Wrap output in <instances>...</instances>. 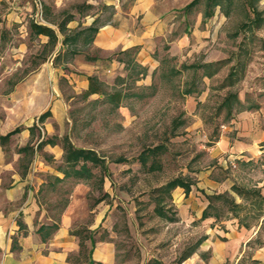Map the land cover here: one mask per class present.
Instances as JSON below:
<instances>
[{
	"label": "crops",
	"instance_id": "0c3cea01",
	"mask_svg": "<svg viewBox=\"0 0 264 264\" xmlns=\"http://www.w3.org/2000/svg\"><path fill=\"white\" fill-rule=\"evenodd\" d=\"M6 1L8 12L0 22V41L9 39L13 25L27 37L10 52L0 53V264H121L113 206L98 196V190L89 206V196L100 168L106 173L103 191L112 198L108 176L117 166L130 168L129 158L124 154L109 162L97 147L73 145L62 129L66 103L52 91L58 87L59 69L65 63L53 65L48 57L52 52L44 54L38 64L32 61L37 50L60 44L64 51L67 41L77 38L67 33L81 29L92 33L86 44L90 55L97 57L90 65H78L71 74L81 90L88 87L89 76L101 88L113 84L116 77L123 84L133 80L131 84L144 88L154 83L157 74L183 75L190 69L198 77L195 84L202 82V87H185L182 81L177 91L183 97L187 135L204 134L211 143L205 145L209 163H195L183 171L187 178L176 175L156 188L171 193L173 214H165L159 206L162 200L154 210L177 227L173 247L178 254L163 264H264V99L250 101L245 94L228 91L214 112L223 113V119L207 136L206 120L198 106L211 95V80L225 58L222 52L217 56L207 53L201 60L194 55L209 42L208 27L199 28L201 20L197 19L190 33L168 40L172 28L165 26L160 0H135L129 6V17L115 13L113 22L100 25H96V15L80 18L73 4L92 6L96 0H41L40 6L34 0ZM4 6L0 4V9ZM213 13L203 15L204 19ZM34 25L47 31H38ZM117 51L127 57L112 58L102 69L104 59ZM56 55L57 51L52 58ZM168 64L171 69L166 70ZM234 72L232 68L225 78L234 77ZM121 99V92L119 102L110 98L117 105ZM119 108L125 122H131L134 116L129 108ZM159 146L148 147L147 152L143 149L138 155L140 163H145L144 154ZM68 147L90 150L99 161L70 163Z\"/></svg>",
	"mask_w": 264,
	"mask_h": 264
},
{
	"label": "rangeland",
	"instance_id": "374dc122",
	"mask_svg": "<svg viewBox=\"0 0 264 264\" xmlns=\"http://www.w3.org/2000/svg\"><path fill=\"white\" fill-rule=\"evenodd\" d=\"M96 1L92 6L81 2L73 4L77 7L80 18L96 15V25H100L113 22L115 13L120 17H129V6L135 0ZM110 1L120 3V6L105 3ZM160 1L164 9L165 26L172 28L166 36L168 40L181 33H190L192 26L200 19L199 28L208 27L209 36L206 39L209 42L194 51V55L199 60L210 52L213 56L221 52L225 55L219 62V73L211 80V95L205 104L198 106V111L206 120L207 136H210L211 130L223 119V113L214 115L215 107L228 91H238L242 97L245 94L250 101L264 99V0H212L209 7L214 13L206 19L203 15H206L208 0H198L188 9L183 5L190 0ZM0 4H6L0 9L1 22L8 10L6 0H0ZM10 34L8 40L0 41V53L5 50L10 52L17 47L18 41L27 37L22 36L23 33H20L16 25L10 27ZM67 34L68 37L77 38L68 40V46L63 47L64 51L58 44L56 48L37 50L35 59L32 60L38 64L44 54L52 52L48 57L53 65L65 63L64 68L59 69L58 87L55 90L52 88L53 93L57 91L66 103L63 134H69L73 145L97 147L100 156H106L105 160L109 162L126 154L129 158L127 164L131 166L128 169H119L117 166L108 176L112 198L103 191L102 176L106 173L99 168L93 193L90 191L89 206L93 205L96 190L99 192L98 196L105 199V203L113 206L118 218L116 227L119 233L116 242L121 264H163V260L171 262L178 254L177 247H173L176 235L173 231L177 227H172L166 218L160 217L154 207L159 204L158 200H162L159 206L170 216L173 214V207L170 205L172 195L156 188L176 175L187 178L182 174L183 171L195 163H209L206 160L208 157L205 145L211 143L205 139L204 134H192L191 137L187 135L184 130L187 121L182 115L183 97L177 91V86L182 81L185 87L190 84L202 87V82L195 84L194 80L198 77L192 69L186 70L183 75L171 72L168 75L157 74L154 83L144 88L131 84L133 80L123 84L120 77H116L113 84L103 85L104 95L93 94L85 98L82 96L84 90L80 89L78 82L73 81L71 74L78 65H90L97 59L90 55L92 51L86 44L92 33L81 29ZM31 45L29 40L28 47L32 50ZM208 48L209 51L205 52ZM77 49L80 52H76ZM56 51L57 55L52 58ZM123 57H127L126 53L117 51L110 54L104 59L102 69L107 68L112 58ZM165 68L171 69V64ZM232 68H235L234 77L226 79L225 75ZM134 72L132 71V75ZM231 80H235L233 85L230 84ZM113 91L121 92L119 105L129 108L134 116L131 122L127 123L128 119L125 122L122 109L110 100L108 93ZM55 129L59 130L57 124ZM156 144L160 145L159 148L155 152L144 154L145 163L141 164L139 153L143 149L147 152L148 147ZM88 165L94 166L90 162ZM198 234L196 232L195 237ZM183 242L187 243V239Z\"/></svg>",
	"mask_w": 264,
	"mask_h": 264
},
{
	"label": "trees",
	"instance_id": "16d2710c",
	"mask_svg": "<svg viewBox=\"0 0 264 264\" xmlns=\"http://www.w3.org/2000/svg\"><path fill=\"white\" fill-rule=\"evenodd\" d=\"M198 0H191L188 4H186L184 6L185 9H188L189 7L195 5V3H197ZM212 0H208V8L207 10H205V14L206 16L211 15L212 10H210L209 4ZM34 28H37L38 31H43L46 32L47 29L43 26H37L34 25ZM232 74V72H229V77H231L230 75ZM232 81V80H231ZM103 93V89L101 88V86L99 85L98 81L96 80V78L94 76H89L88 77V87L83 91L82 96L83 97H88L92 94H102ZM110 98L112 100H114L115 102H119L120 99V92H113L112 94H110ZM67 156H66V160L70 163H78V161L80 159L86 160V159H91L92 161H97L98 158L95 156H91V154L93 152H91L90 150H83V149H73L71 147L67 148ZM99 161V160H98ZM186 189V188H185Z\"/></svg>",
	"mask_w": 264,
	"mask_h": 264
},
{
	"label": "built area",
	"instance_id": "2783aa9c",
	"mask_svg": "<svg viewBox=\"0 0 264 264\" xmlns=\"http://www.w3.org/2000/svg\"><path fill=\"white\" fill-rule=\"evenodd\" d=\"M14 1H19V0H14ZM34 1L40 6V4H41V0H34ZM231 164H232L233 166H235V164H234V160L231 161Z\"/></svg>",
	"mask_w": 264,
	"mask_h": 264
}]
</instances>
